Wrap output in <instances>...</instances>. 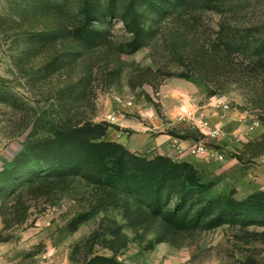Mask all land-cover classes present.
Instances as JSON below:
<instances>
[{"label":"rangeland","instance_id":"rangeland-1","mask_svg":"<svg viewBox=\"0 0 264 264\" xmlns=\"http://www.w3.org/2000/svg\"><path fill=\"white\" fill-rule=\"evenodd\" d=\"M262 42L264 0H187L179 6L171 0H0L5 263L107 264L96 260L105 258L115 264H264V218L225 215L218 227L207 225L229 200L263 191L237 190L232 178L215 173L219 162L192 166L205 187L191 213L209 204L211 214L186 231L102 185L90 168L56 176L39 167L52 163L57 143L51 133L60 124L98 125L99 141L140 159L160 156L122 146L112 136L120 131L118 117L153 135L163 131L202 143L239 163L261 161ZM188 83L194 92L185 89ZM117 98L131 106L116 105ZM209 100L227 106L219 107L221 119L243 117L241 133L258 121L247 132L260 131L259 140L222 152L217 141L189 130L184 120L190 104Z\"/></svg>","mask_w":264,"mask_h":264},{"label":"trees","instance_id":"trees-1","mask_svg":"<svg viewBox=\"0 0 264 264\" xmlns=\"http://www.w3.org/2000/svg\"><path fill=\"white\" fill-rule=\"evenodd\" d=\"M171 1L173 6H179L187 0ZM86 14L87 9L84 11V15ZM261 44L264 47V42ZM51 134L57 143V150L52 163L39 166H48V174L57 176L65 172H83L90 168L102 185L133 197L152 216L161 217L175 230H194L205 217L210 216L209 204H203L191 213L195 205L194 199L199 198V191L205 185L199 183L195 177L196 172L193 171L195 169L189 163H173L171 159L160 156L145 160L128 155L123 147L117 144L99 141L101 127L98 125L84 124L76 127L60 124L54 127ZM225 215L264 218V190L246 197L241 202L229 200L227 205L221 206L207 221L208 227H218ZM232 220L235 221L233 218ZM237 222L243 224L245 220L240 219ZM96 260L115 264L110 259Z\"/></svg>","mask_w":264,"mask_h":264},{"label":"crops","instance_id":"crops-1","mask_svg":"<svg viewBox=\"0 0 264 264\" xmlns=\"http://www.w3.org/2000/svg\"><path fill=\"white\" fill-rule=\"evenodd\" d=\"M184 87L188 92H194L196 89L195 86L189 83L184 85ZM222 105L223 102L219 100H209L200 105L190 104V109L186 112L190 114V117L185 114L184 120L188 124V129L200 133L206 139L211 138L208 137L205 130L199 129L202 124H205L208 129L218 130L221 136L213 140L217 141L222 148L220 150L222 152L227 149L239 148L242 142L248 143L259 140L260 131H256L255 135L250 137H248V134L251 135V132H245V129H242L243 133L240 132L242 116L234 114L232 116L229 115V117L224 116L225 119H221L222 110L219 107ZM175 114L176 111L171 116L175 118ZM171 116L170 119L172 118ZM117 121V127L120 131L114 132L112 136L114 138L118 137L120 139L118 142L130 150L139 149L142 152H152L176 162L189 163L197 169L208 168L211 161L219 162L214 156H184L179 158L176 156L175 151L171 149V144L176 143L182 148H187L195 144V142L191 139H177L163 131H158L153 135L146 131L145 127L119 117ZM171 124L169 123V125ZM122 129L127 130L128 133H123ZM222 156L223 160L218 163L220 168L215 173H221L226 177L232 178L237 190H264V157H262L261 161H256L255 163L252 161L244 164L239 163L234 158L229 159L224 155Z\"/></svg>","mask_w":264,"mask_h":264},{"label":"built area","instance_id":"built-area-1","mask_svg":"<svg viewBox=\"0 0 264 264\" xmlns=\"http://www.w3.org/2000/svg\"><path fill=\"white\" fill-rule=\"evenodd\" d=\"M115 104L118 106L123 107H129L131 106V103L129 101L121 100L119 98L115 99ZM223 110H227L226 105H222L221 107ZM186 116L190 117L189 113H185ZM108 120L112 123L115 122L114 117H109ZM259 127V122L256 120H253L247 127V131H252L255 128ZM199 129L205 130L208 137L212 139L219 138L221 136V133L218 130L215 129H208L205 124H202ZM171 149H173L176 153L177 157H195V156H214L217 161L221 162L223 160V156L221 154L216 153L214 150L206 148L202 143H195L187 148H182L176 143L171 144ZM0 264H7L5 261L0 257Z\"/></svg>","mask_w":264,"mask_h":264}]
</instances>
